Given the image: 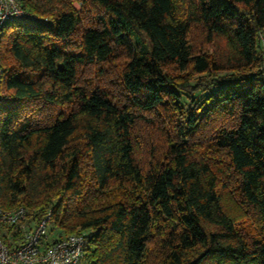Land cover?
I'll return each instance as SVG.
<instances>
[{
	"label": "trees",
	"instance_id": "trees-1",
	"mask_svg": "<svg viewBox=\"0 0 264 264\" xmlns=\"http://www.w3.org/2000/svg\"><path fill=\"white\" fill-rule=\"evenodd\" d=\"M73 1L22 0L48 20L3 28L0 206L84 233L80 264H264V0ZM195 25L234 54L197 50ZM148 114L172 127L161 156Z\"/></svg>",
	"mask_w": 264,
	"mask_h": 264
},
{
	"label": "built area",
	"instance_id": "built-area-1",
	"mask_svg": "<svg viewBox=\"0 0 264 264\" xmlns=\"http://www.w3.org/2000/svg\"><path fill=\"white\" fill-rule=\"evenodd\" d=\"M47 21L23 7L22 0H0V39L9 22ZM261 69L264 72V35ZM4 67L0 62V101L4 94ZM51 214L41 221H30L24 206L5 209L0 206V264H80L85 252L86 236L73 233L47 241Z\"/></svg>",
	"mask_w": 264,
	"mask_h": 264
},
{
	"label": "rangeland",
	"instance_id": "rangeland-1",
	"mask_svg": "<svg viewBox=\"0 0 264 264\" xmlns=\"http://www.w3.org/2000/svg\"><path fill=\"white\" fill-rule=\"evenodd\" d=\"M73 4L75 5L76 9L79 12H82V14L85 13V11H83V7L81 3L79 2V0H74ZM178 4H179L178 5L179 11L181 14L189 13V5H188L187 0H178ZM89 13L90 11L86 12V14H89ZM204 32L205 31L200 25H195L193 27V30L191 33V41L197 50H200L201 52L205 51L206 53L209 54L211 58H215V60L217 61H221V59L226 58L230 56L231 54H234V49L228 45L225 39H221V38L207 39ZM121 61L122 59L114 60L108 64H105L103 68H92L90 70L91 73L88 75L87 80L90 81L93 79L95 84H102V85L108 86V83H110V81H115V78L117 77L118 72L120 70ZM102 69H104V75H101ZM214 73L224 75L226 73H231V71L218 70V71H215ZM223 85H225V83H221L219 85L213 86L211 87V91L216 92L218 91V89L222 88ZM195 94L196 93H194L193 95ZM203 94L208 95L209 92H203V93L201 92V93L196 94V96L197 98H199ZM190 95H191L190 92H187L184 95V100L187 105H191L192 102H194V100L191 101ZM148 117L149 119L148 120L146 119V120L148 121V124L150 125L143 129L141 137H142L143 143L148 142L149 144L148 148H151L153 146L156 149V152L159 153V155L161 156V153L166 148L165 147L166 140L169 137H171V136H167V131L172 133L171 131L172 127L170 128L168 120H165L156 114H148ZM139 129L140 128H138L137 130ZM146 151L148 152V150ZM138 157H139V160L144 164L148 163L149 161V155L145 151H142L138 155ZM239 213L241 214L240 211ZM238 221H240L242 225H248L250 223V220L244 219V217H242ZM53 226L54 225L52 223L49 224L47 241H53L61 236L66 235L62 230H60L59 228H55Z\"/></svg>",
	"mask_w": 264,
	"mask_h": 264
}]
</instances>
